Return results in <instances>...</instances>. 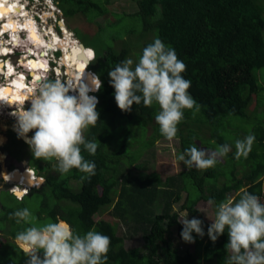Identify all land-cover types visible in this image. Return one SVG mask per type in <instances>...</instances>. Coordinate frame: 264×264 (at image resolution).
Instances as JSON below:
<instances>
[{"label":"trees","instance_id":"obj_1","mask_svg":"<svg viewBox=\"0 0 264 264\" xmlns=\"http://www.w3.org/2000/svg\"><path fill=\"white\" fill-rule=\"evenodd\" d=\"M129 1L135 3L136 12L117 14L109 12V0H57L63 17L82 16L87 23L94 25L93 35L89 36L90 43H81L86 49L93 50V59L90 60L91 56L90 61L87 63L84 60V63L87 70L99 76L101 81V88L95 94L99 100L96 109L99 120L94 127L89 126L85 130L86 139L96 138L99 147L96 154L91 155L81 146V154L95 164V175L90 180H82L81 177L87 174L75 168L61 174L54 167V159L44 161L31 155L32 167L43 183L21 200L2 191L8 200L2 202L0 199V264H13L17 254L26 257L15 243V236L33 225L24 221L16 223L15 218H9L15 211L26 208V197L39 200L38 221L47 216L52 222L59 218L80 235L95 230L109 236L111 242L106 264H201L200 252L197 256L187 251L183 253L178 246L171 245L174 228H177L181 241L186 243L181 237L183 227L173 211L174 205L181 200L182 192H186L183 208L192 215L197 213L195 206L199 201L208 202L211 199L217 209L221 202L228 199L230 192L237 193L235 202L247 191L264 204V121L251 132L255 141L245 158L246 162L239 164L240 170L234 164L241 159L236 158L235 149L225 156L229 158L227 162L234 164L229 168V175L220 174L224 161L218 162L214 169L193 167L164 181L155 172L133 177L128 169L146 170L149 161L143 158L144 153L158 139L165 138L155 121L160 108L155 102L150 107L141 102L134 104L130 112L121 111L108 75L116 64L129 58L133 48L140 49L135 54L138 61L143 49L159 38L175 49L178 59L186 65L181 75L191 81L188 91L201 105L199 122L214 125L227 116L245 118L249 106L261 91L256 73L264 68V9L259 4L262 0ZM97 17H105L102 26L95 22ZM105 31H109L108 36ZM118 44L120 49L116 48ZM88 79L95 88L89 75ZM183 112L184 118L178 124L174 138L179 140L181 153L193 144L198 148L214 147L210 141H201L193 133V130L199 129L197 115L193 116L195 109ZM192 117L194 121L187 122ZM116 129L122 130L119 136L114 134ZM148 129H151L150 135ZM33 134L34 131L27 135L31 137ZM6 135L8 144L5 152L10 154L8 146L16 143L28 147L30 152L29 145L17 138L12 130ZM217 140L222 141L221 137ZM196 141L201 145H197ZM11 189L16 195L25 193L17 186ZM157 204L160 213L156 211ZM106 211L127 230L141 233L144 240L142 252L124 248V239L117 235L116 222L95 220V216ZM227 243L226 229L216 242L208 237L204 243L202 240L196 242V247L199 251L203 246L205 263L227 264Z\"/></svg>","mask_w":264,"mask_h":264},{"label":"clouds","instance_id":"obj_2","mask_svg":"<svg viewBox=\"0 0 264 264\" xmlns=\"http://www.w3.org/2000/svg\"><path fill=\"white\" fill-rule=\"evenodd\" d=\"M27 1L30 0H26V5ZM26 5L24 8L27 9ZM47 8L49 10L44 12L45 15L52 10L51 7ZM35 18L37 21L38 18ZM18 21L21 20L18 18ZM35 25L37 26V22ZM28 34V31L20 32L19 40L23 38L26 44L35 47L33 42H28ZM20 46L22 44L18 43L12 48L15 53L19 52L17 56L27 51L25 48L19 50ZM31 56L35 58L34 55ZM133 65L134 61L128 58L108 72L117 106L123 112H130L134 104L142 102L144 106L150 107L153 102L157 103L160 111L155 115V121L164 139L172 141L177 136L178 124L184 118L183 110L194 108L195 112H199L201 108L188 91L191 81L181 75L186 70V65L178 59L175 49L165 45L159 38H155L143 49L138 62L134 67ZM46 67L49 69V65ZM59 68L63 73V68ZM21 75L24 76L26 86H29L27 77L29 81L33 80L29 71ZM92 75L95 92H91L92 89L83 83L69 85L66 83V74L61 75V79H55L54 71H51V77L42 79L37 89L29 94L30 107L25 109L24 105H19L13 113L16 117L15 133L18 138L25 139L35 159H54V167L61 174H67L73 168L78 169L87 174L81 177L82 180H90L95 175V164L82 156L81 146L91 155H95L99 147L96 138L88 140L85 137V130L89 126L94 127L99 120L96 110L99 100L95 94L101 88V81L95 73L92 72ZM33 130L34 134L28 137L27 134ZM254 141L255 135L252 133L243 139H237L236 158H246ZM230 151L229 144L218 145L215 150L198 148L193 144L177 159L187 168L208 169L214 167ZM24 169L33 172L34 178H40L35 175L34 169ZM12 183L16 182L13 180ZM9 185H12L11 182ZM208 203L212 204L214 201L210 199ZM9 218H15L16 223H30L33 219L28 208L15 211ZM179 222L183 225L181 237L184 242L195 243L193 232L204 237L203 221L200 219H188V213H184ZM226 229L228 243L225 248L231 253L227 264H264V204L256 195L244 191L238 201L227 199L217 206L215 219L208 226L207 235L212 242H216ZM15 241L27 257L25 264H106L111 242L109 236L95 230L80 235L70 224L59 218L56 222L39 227L31 226L18 232Z\"/></svg>","mask_w":264,"mask_h":264},{"label":"rangeland","instance_id":"obj_3","mask_svg":"<svg viewBox=\"0 0 264 264\" xmlns=\"http://www.w3.org/2000/svg\"><path fill=\"white\" fill-rule=\"evenodd\" d=\"M52 1H55V6H57L59 8V6L57 4V0H52ZM20 3L26 4V0H20ZM47 3H48V0H30V1H27L28 5H27V9H25V15H27V17H26L27 19L32 20V22L34 23L35 21L33 20L34 18H32V17H36L35 14H37V11H42L41 16H43L42 17L43 20L38 19L37 25L39 26L40 30H42V35L44 36L45 40L47 41V44H50V42H52V38L50 37L52 35V33L55 32L60 37V34H62V32L58 31V25L56 24V21H53L54 16L48 17V15H50V14H46V15L44 14V12L49 10L46 6ZM259 4L264 9V0H262L261 3H259ZM39 5H41V6H39ZM108 10L110 13L121 14L124 12L127 14V13L136 12L137 8H136L135 3H133L132 1H129V0H109ZM50 12H53L55 14L57 22H59L61 24V21H62L64 23L61 25V27L66 32V34H65L66 36L67 35H73V37H72L73 40L75 39L77 41V39H78L77 42H83L85 45L87 43H90L89 42V36L93 35L94 25L87 23L84 17L76 16L74 18H68L67 19V18L63 17V15H61L62 12L60 14H57L55 11H52V10H50ZM263 16H264V14H263ZM106 17H109L110 19H112V17L109 16L108 14H106ZM114 19L117 20V17H115ZM104 21H105V17H97L95 19V22L99 23L100 26L103 25ZM54 25L57 27L54 28ZM122 26L123 25H121L120 27H122ZM125 27H127L126 24H125ZM46 33H48V34H46ZM106 33H107V31H105L104 34H106ZM108 35H109V31L107 33V36ZM61 38H63V34H62ZM11 39H12L11 35H8V34L3 35V38H0L2 46L4 47L6 40H9V42H11ZM263 40H264V30H263ZM62 41L64 42L65 38L62 39ZM24 42H25V40H23L21 42L22 46L19 47V50L25 48L26 42L25 43ZM117 43L118 42H116V44ZM7 44H10V43H7ZM27 44H29V43H27ZM120 47L121 46L119 44L116 45V48L120 49ZM77 49L80 51V54H82V52H83L87 56L88 59L93 55L90 50H86V49L81 50V48L79 47L78 44H77ZM50 50H52V49H49V51ZM53 50H55V49H53ZM61 51L63 53L62 58L60 59L61 53H60V50L57 49V52L55 54L56 63H54V62L50 63L48 72H46L47 71L46 65L44 66L43 71H39L41 76H42L41 80L45 78L44 76L51 77V71H52V67L54 65L57 66L58 71H59L58 63H59V65H64V63H65L64 51L62 49H61ZM139 51H140V49H138V48H133L131 50V54H130L129 58L134 61L133 67L135 66V63L138 62L136 57H135V54ZM18 54H19V52L16 53V55H18ZM85 55H83V56H85ZM9 57H10V62L13 63V66H15L17 57L14 56L13 54H10ZM44 59L46 60V58H44ZM92 59H93V57L91 58V60ZM21 60L24 61V58H22ZM62 61H63V63H62ZM62 68H63L62 71H66L67 76L68 75L70 76L69 68L66 67V65H64ZM57 70H56V72H57ZM17 71L19 73H25L26 72V70L25 69L23 70V68H21L20 70H17ZM66 72H65V74H66ZM12 73L13 72H11V74ZM60 74H61V72H60ZM85 75H86V73H85ZM256 76L258 79L259 86L261 87V91L255 96V98H254L255 101H253V103H251V105L249 106V109L247 110V113H246L247 117L244 118V117L227 116V117L222 118L220 120V122L218 120L214 125H210L207 122H205L206 124H202L203 122L202 123L199 122L201 119L200 118V111L195 112L196 114L193 115V116L197 115V116H195V118L196 117L198 118L197 121L199 123V129L196 130L194 128L196 131L193 130V133L196 134L198 137H200L199 140H201V141L205 140L206 142L210 141L209 143L210 144L212 143L214 146V147L207 149V150H215L218 145H222L225 143L231 145V150H233V149L236 150L235 141L237 139H242L245 136H247V134L253 132L254 127L259 126L264 121V68L258 70L256 73ZM52 77H54V76H52ZM54 78L57 79L56 77H54ZM59 79H61V77ZM5 80H6V78L4 76H0V84L3 85ZM88 80H89L88 78H85V84L84 85H86L89 89H91L92 84L89 83ZM66 83L71 85V82L69 80H66ZM31 84H32V82H30V85L28 87V88H30L29 90L24 89L23 91L18 92V95H20V98H21L20 105H24L25 109L30 107V102H28L30 99L29 94L37 89L39 82L34 81L33 84L32 85ZM23 86H24V84H23ZM23 86H21V87H23ZM24 88H26V87H24ZM4 90H6V88L5 89L0 88V94L2 92H4ZM70 94H72V93H70ZM16 95H17V93H16ZM5 101H6L5 98L0 97V103H1L0 108L5 107L3 105V103ZM17 106H19V104H17L15 107H17ZM15 107H11V110H13ZM11 110L1 109L2 115H0V146H2V148H0V151H2V152H0V153H1L2 162H0V173L2 172L3 177L6 176L7 179L13 181L14 177L18 173H16L15 171L13 173L12 172L8 173L7 171L9 169L10 170L15 169V168L19 169L20 167L23 166V162H26V160H28V166L32 167V163H31L30 158H29V157H31L32 152L31 151L29 152L28 147L23 146V144H17L16 143V144H10L8 146V152H10V154L8 153V157H6V155L3 153L5 146L8 144V139H7V135H6L7 132L9 130H12V132L14 134H16L15 132H17L14 128V126L16 125V120H14V115L11 114V113H13V111H11ZM188 121L193 122L194 117H192L191 120H187V122ZM203 125H205V126H203ZM33 131H35V130H33ZM150 132H151V129H148V135H150ZM121 133H122V130H118V129H116L114 132V134H116L117 136H119ZM185 134H187V133H185ZM218 137H221L222 141L217 140ZM17 138H18V135H17ZM19 139L23 143L25 142V139H23V138H19ZM196 144L199 145L200 142L196 141ZM204 149H206V148H204ZM180 154H182V153H181L180 143H179L178 139H173L172 141H168L167 139L160 138L154 143V145L150 149H148V152L144 153L143 158H147L149 161V163L146 164L147 165L146 170L143 171L141 168L138 169L135 167H131L128 170L130 171V175L133 177H135L139 174H142V173L155 172L160 176L161 180L164 181L167 177L175 176L179 173L187 172L189 170V168H187L183 164V162H181L177 159V157ZM32 157H33V155H32ZM228 160H229L228 157L227 158L223 157L220 160L221 163H224V161H225V163L223 164V168L220 169V171H221L220 174L225 173L226 175H229V172H228L229 168H232L234 166V164L237 165L238 170H240L241 167L239 166V164L242 161L246 162V159L243 156L241 157V159L238 162H236L234 164H232L231 162H227ZM32 168H34V167H32ZM214 168H216V165L214 167L209 168V169H214ZM0 176H1V174H0ZM225 178H227V177H225ZM23 180H24V178H23ZM25 180H28V178ZM29 180H30V178H29ZM9 183H5V180H4V182L0 183V187L5 188L6 185ZM36 183L38 184V187H36V188H39L40 185L43 183V181H41L40 183L36 181ZM21 184H23V181L21 182ZM220 184H222V183H220ZM27 185H29V184H27ZM73 185H75V183H73ZM8 190H10V189H8ZM24 194L25 193H23V195ZM236 194L237 193H235V192H230L227 194V197H228V199H232L233 202H235L234 198H235ZM23 195L17 194L18 197H22ZM181 196H182L181 200L176 205H174V207H173V211L177 213V217H178L177 221L179 222V220L182 218V214L188 213V219L197 218V219H200L201 221H203V228H204L205 235L203 238H201L195 232H193V234L198 238V240H195V243H183L181 241V238L179 237L177 228H174L171 231L172 232L171 233L172 234L171 235V245H173V247L178 246L179 250L183 253L187 251V252L197 256V253L199 254V252H200L201 264H207V263H205L204 257H203V252H202L203 246H201V250L198 251V249L196 247V242L202 240V242L204 243L206 241V239L208 238L207 228L211 224V221L215 219L216 207H215L214 203L209 204L208 202H205V201H199L195 206V210L197 211V213L195 215H192L190 212H188L186 209L183 208V204L185 202V197H186V192H182ZM0 199L2 202H5V200L6 201L8 200L5 193L0 194ZM17 200H19V199H17ZM38 202H39V200L36 197H26V199H25L26 208L29 209V211L31 212L32 217H33L32 221L29 224H31L33 226H37V227L43 226L44 224L52 222L48 216H47V218H45L41 221H38L36 219L37 211L40 207V204ZM155 207H156V211L160 213L159 205L157 204V205H155ZM107 211L101 212L99 215L95 216L94 217L95 220L103 219L105 221H109V222H113V223L116 222L117 223V235L124 239V248L126 250L136 249L137 251L142 252V250L144 249V240L142 239L141 233L134 232L133 230H127V228L124 224L119 223L118 221L114 220L109 214H107ZM179 224L181 225V227H183V225L180 222H179ZM230 255H231V253L229 251V256ZM25 261H26V257L20 256L19 254H17L15 256V260H14L13 264H25ZM209 264H215V262L209 263Z\"/></svg>","mask_w":264,"mask_h":264},{"label":"bare ground","instance_id":"obj_4","mask_svg":"<svg viewBox=\"0 0 264 264\" xmlns=\"http://www.w3.org/2000/svg\"><path fill=\"white\" fill-rule=\"evenodd\" d=\"M19 1L20 0H0V10H4V9L7 10L6 14H0V20H1L2 25H3L2 27H0L1 28L0 38L2 37V35H4V32H7V33H9V35H11V38H13V40L11 42H13L14 46H17L18 43L21 44V40H19L17 33L19 34L20 31L21 32L30 31V39H28V42L32 43L33 42L32 33L35 32V34L39 38L40 42L34 43V46H35V47H33L34 49L32 47H30L28 44H25V48L27 47L26 49L32 50V54H35L37 56H38L37 52L42 51L43 55L39 54L38 60H37L38 62L35 61L37 64V67H35V68H37V70L38 69H42L40 71L44 70V67L41 68V67H39V65H41V64L44 66L46 65V60L44 58L46 57V54H48L50 52L49 49H52V50L53 49H58V50L62 49L64 51V59H65L64 65H66V67H68L70 70V76H69L68 80L71 82V85H78V84L83 83V82H84L83 84H85V78H88V75L90 76V78L92 80H94V77H93L94 75H92V72L87 70V67H86L87 64L85 66L84 60H82L80 57H78L79 56V50L77 49V44L79 45V42H77L75 39L73 40V38H72L73 35H67L65 37V41L63 42L62 39H64V38H59V36L56 33H53L51 35L52 36L51 37L52 42H50V44H47V41H44L42 39L43 38L42 35H40V33L38 32L37 26L34 24H31V23H28V19L26 18L27 15H25V8H24V5H26V4L21 5L19 3ZM21 16H22V18H20ZM18 18L21 21H18ZM14 31H16L17 33H14ZM9 50L10 49H8V48H4L2 46L1 41H0V56L1 55L7 56ZM86 50H89V49H86ZM25 60H29V59H27V56H26V58H24V61H22V60L19 61L20 64L23 65L24 67L29 66V68H33L31 60L30 61H25ZM0 62H2L1 57H0ZM1 67H2V64H0V69H2ZM46 69H47V67H46ZM12 70L13 69H10V65H9L8 75L11 74ZM86 71H87V73H86ZM32 72H33L32 75H33L34 81L40 82L41 77H42L40 72H35V70H33V69H32ZM57 73L60 74V70L59 71L57 70ZM85 73H86V75L87 74L88 75L86 76ZM10 83L13 86L8 84V83L6 85L0 84L1 89L6 88V90H4V92H2L0 94V97H3L6 99V101L3 103V105L5 107L0 108V115H2L1 109L7 108V107H15L17 104L20 105L21 98H20V95H18V92H21L24 89H27V90L30 89V88H24V87H26V82H25V80H23V78H21V76H20V78H17V77L13 78V82H10ZM23 84H24V86H23ZM21 86H23V87H21ZM91 89H92L91 92H95V90H94L95 88H91ZM16 93H17V95H16ZM14 120H16L15 116H14ZM0 162H2L1 153H0ZM15 171H18V170L16 169ZM18 172L19 173L16 174V176L14 177V182H16V184L18 185V181H20L19 183H21L23 181V184H21V186H26V187H29V185L32 186V184H33L32 180L34 179L33 172H29V171H27L26 173H24V172L22 173L20 171H18ZM29 176H31L30 180H29ZM23 178H24V180H23ZM27 178H28V180H25ZM4 179L7 182L8 181L12 182L11 180L7 179L6 176H4ZM15 179H17V180L15 181ZM26 183L29 185H27Z\"/></svg>","mask_w":264,"mask_h":264},{"label":"built area","instance_id":"obj_5","mask_svg":"<svg viewBox=\"0 0 264 264\" xmlns=\"http://www.w3.org/2000/svg\"><path fill=\"white\" fill-rule=\"evenodd\" d=\"M46 6L47 7H51L52 8V11H55L57 14H60V12H59V10L55 7V2L52 4V0H48V3L46 4ZM50 15H48V17H52V16H54V20L53 21H56V24L58 25V27H59V29L61 30V32H62V28H61V26L59 25V22H57V20H56V17H55V14L53 13V12H50L49 13ZM36 15V17L39 19V20H43V16H41V11H37V14H35ZM32 18H34L35 19V22H37L36 21V18L35 17H32ZM62 22V21H61ZM63 23V22H62ZM38 26V25H37ZM54 28H55V25H54ZM38 29H39V31L41 32V30H40V28H39V26H38ZM53 29V28H52ZM22 39V38H21ZM12 40H13V38H12ZM7 43H10V44H7ZM14 47V44H13V42H9V40H6V42H5V44H4V48H8V49H10L9 50V52H8V55L7 56H5V60H4V66L2 67V69L0 70V75H3L5 78H6V75H5V73H4V71L6 70V69H8V67H9V65H10V67H12L14 70H15V73H17L18 71L17 70H20L21 68H23V70L25 69L26 70V72L25 73H23V74H26L27 73V71H29V74H30V68H29V66H27V67H24L23 65L21 66L20 65V63H19V61L21 60V57L22 56H24V55H26V53H24V54H20V56H17L16 55V53H15V51H14V49H12ZM13 51V52H12ZM56 52H57V49H55V50H50V52L46 55V63H47V65H50V63H52V62H54V63H56V57H55V54H56ZM38 53V52H37ZM10 54H13L14 56H16L17 57V60H16V65L15 66H13V63H11L10 62V57H9V55ZM32 55H34V54H32ZM27 57H29V58H31V59H33V60H35L36 62H37V60H38V58L36 57L35 59L34 58H32V56L31 55H26ZM35 56V55H34ZM38 56H39V53H38ZM60 60V59H59ZM7 61H9V63H7ZM58 66H60L59 65V63H58ZM56 70H57V66L56 65H54L53 67H52V71H54V74H55V77L57 78V79H59L60 77H61V75H63V74H65V72L63 71V73L61 72V69L59 68V70H60V72H61V74H60V76L58 75V73L56 72ZM22 73H19L18 75H21ZM13 77V75L12 76H9V79L10 78H12ZM24 77V76H23ZM45 78L44 79H46L47 77L46 76H44ZM8 79V80H9ZM7 80V81H8ZM7 81H5L4 82V85H6L8 82ZM27 82L29 83V85H30V82H34L32 79L29 81L28 80V77H27ZM29 86H26V88H28ZM5 109V108H4ZM6 110H11V109H6ZM11 111H13V110H11ZM13 113H14V111H13ZM13 113H11V114H13ZM17 168H15V169H13L11 172L13 173L15 170H16ZM18 171H20V169H17ZM21 172V171H20ZM31 172V171H30ZM34 176V175H33ZM31 177V176H30ZM35 180L33 181V184H32V186L29 188V187H26V186H21V183H19L20 181H18V185L16 184L15 186H13V188L14 187H19L20 189H23V191H25V193L26 194H24L23 196H25V195H27L28 194V192L32 189V188H34V187H38V184L36 183V181H37V178H34ZM39 179H41V178H39ZM9 183V182H8ZM10 184V183H9ZM11 184H14V183H12L11 182ZM27 188V189H26ZM26 189V190H25ZM10 192H11V194H13L14 195V190L13 189H10ZM22 196V197H23ZM22 197H18V196H15V198L16 199H19V200H21V198Z\"/></svg>","mask_w":264,"mask_h":264},{"label":"flooded vegetation","instance_id":"obj_6","mask_svg":"<svg viewBox=\"0 0 264 264\" xmlns=\"http://www.w3.org/2000/svg\"><path fill=\"white\" fill-rule=\"evenodd\" d=\"M27 6V5H26ZM26 9V8H25ZM0 27H2L3 25H2V22H1V20H0ZM28 23H31V24H34L33 22H32V20H30V19H28ZM62 24H64V23H62L61 22V24H60V26L62 25ZM35 25V24H34ZM37 28H38V26H37ZM55 28H56V26H55ZM62 28V27H61ZM57 30V29H56ZM0 31H1V28H0ZM58 31L59 32H61L60 31V29H59V27H58ZM57 31V32H58ZM21 32V31H20ZM38 32L40 33V35H42V30H41V32L39 31V29H38ZM14 33H17L16 31H14ZM13 33V34H14ZM28 38L30 39V31H28ZM53 33H55V32H53ZM52 33V34H53ZM5 34H8L9 35V33H7V32H4V35ZM46 34H48V33H46ZM62 34H63V38H65L66 37V32L62 29ZM62 34H60V36H62ZM17 35H18V37H19V34L17 33ZM42 39L44 40V41H46L45 40V38H44V36L42 35ZM50 37H52V36H50ZM1 38H3V35H2V37ZM33 40V39H32ZM23 41V38H22V40H21V42ZM33 43H36V41L35 40H33ZM27 48V47H26ZM25 48V49H26ZM33 48V47H32ZM34 49V48H33ZM27 51H25V53H26V55H31L32 54V50H30V49H26ZM61 51V50H60ZM39 54H41L42 53V51H39L38 52ZM26 55H24V56H22L21 57V59L22 58H26ZM35 55V54H34ZM47 55V54H46ZM1 57V60H2V62H0V64H2V67L4 66V60H5V55H1L0 56ZM38 58V56L37 55H35V58ZM34 58V59H35ZM62 58V52H61V57H60V59ZM27 59H29V60H25V61H30L31 60V58H29V57H27ZM31 61H33V60H31ZM35 61V60H34ZM8 63H9V61H7ZM20 63V62H19ZM62 63H63V61H62ZM21 65V64H20ZM22 66V65H21ZM47 66V65H46ZM61 67H63L64 65H60ZM1 67V68H2ZM10 69H13L12 67H10ZM30 69H33V70H37V68H35V67H33V68H30ZM1 70V69H0ZM40 70H42V69H38L36 72H39ZM12 74H10V75H8V69H6L5 71H4V73H5V75H6V78H7V80L9 79V76H11V75H13V77L12 78H10V80H8L7 82H8V84H10V85H12L10 82H13V78H15V77H17V78H20V76H21V78H23L22 77V75H18L19 74V72H17V73H15V70L13 69L12 70ZM64 72H66V71H64ZM32 71H31V73L29 74L32 78H33V75H32ZM8 75V76H7ZM19 77H18V76ZM66 75H67V72H66ZM69 79V75L67 76V79L66 80H68ZM12 80V81H11ZM24 80V79H23ZM27 81V80H26ZM33 81H34V78H33ZM13 86V85H12ZM1 104V103H0ZM13 111H16V108H14L13 109ZM26 162H27V166L26 167H29L30 169H33L32 167H30V166H28V160H26ZM20 169V171L23 173L24 172V168H23V166L22 167H20L19 168ZM10 170V169H9ZM11 170H13V169H11ZM1 174V176H0V183H2V182H4V177H3V174H2V172L0 173ZM35 175H37V173L35 172ZM6 185V184H5ZM16 185V183H14V184H12V185H9V184H7L6 185V187L5 188H3V187H0V194L2 193V191H7V192H9V193H11L10 192V190H8V189H11L13 186H15ZM9 186V187H8ZM15 243H16V241H15Z\"/></svg>","mask_w":264,"mask_h":264},{"label":"water","instance_id":"obj_7","mask_svg":"<svg viewBox=\"0 0 264 264\" xmlns=\"http://www.w3.org/2000/svg\"><path fill=\"white\" fill-rule=\"evenodd\" d=\"M59 25H60V23H59ZM78 41V40H77ZM79 47L82 49V50H85L86 48H85V46L81 43V42H79ZM93 52V51H92ZM41 55H43V53H41ZM82 55H85L84 53H82V54H80V57H81V59L82 60H85L87 63L90 61L88 58H87V56L85 55V56H82ZM93 55H94V53H93ZM79 57V56H78ZM7 153H5V155H6ZM26 166H27V162H23V168H26ZM27 172V170H25V173ZM30 178V177H29ZM17 179H15V181H16ZM42 180H39V179H37V182H41ZM31 186H29V188H30ZM13 195V194H12ZM14 196H17L16 195V193H14Z\"/></svg>","mask_w":264,"mask_h":264},{"label":"snow or ice","instance_id":"obj_8","mask_svg":"<svg viewBox=\"0 0 264 264\" xmlns=\"http://www.w3.org/2000/svg\"><path fill=\"white\" fill-rule=\"evenodd\" d=\"M6 12H7L6 9H4V10H0V14H6ZM13 23H14V22H13ZM26 26H27V25H26ZM14 30H15V29H14ZM32 39L35 40L37 43L40 42V41H39V38L36 36L35 32L32 33ZM31 63H32V66H33V67H37V64H36L35 61H31ZM39 67L43 68L44 65L41 64V65H39Z\"/></svg>","mask_w":264,"mask_h":264}]
</instances>
